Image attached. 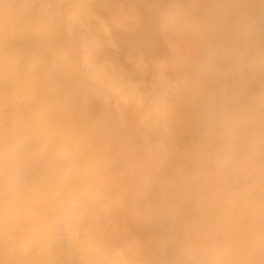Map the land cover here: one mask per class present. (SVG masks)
Segmentation results:
<instances>
[{"label": "clouds", "instance_id": "clouds-1", "mask_svg": "<svg viewBox=\"0 0 264 264\" xmlns=\"http://www.w3.org/2000/svg\"><path fill=\"white\" fill-rule=\"evenodd\" d=\"M135 18L0 0V264H264V0Z\"/></svg>", "mask_w": 264, "mask_h": 264}, {"label": "bare ground", "instance_id": "bare-ground-1", "mask_svg": "<svg viewBox=\"0 0 264 264\" xmlns=\"http://www.w3.org/2000/svg\"><path fill=\"white\" fill-rule=\"evenodd\" d=\"M94 3L104 9V14L114 30L117 23H123L125 26L124 29H119L122 38L117 41L118 50H113V56L124 64L129 72L134 71L136 41L126 35V29L134 27L136 9L142 8L145 0H94ZM129 59H133V63L130 64Z\"/></svg>", "mask_w": 264, "mask_h": 264}]
</instances>
